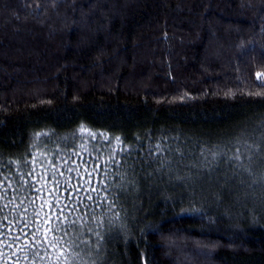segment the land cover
Masks as SVG:
<instances>
[{
  "label": "trees",
  "instance_id": "1",
  "mask_svg": "<svg viewBox=\"0 0 264 264\" xmlns=\"http://www.w3.org/2000/svg\"><path fill=\"white\" fill-rule=\"evenodd\" d=\"M183 263L264 264V0H0V264Z\"/></svg>",
  "mask_w": 264,
  "mask_h": 264
},
{
  "label": "snow or ice",
  "instance_id": "2",
  "mask_svg": "<svg viewBox=\"0 0 264 264\" xmlns=\"http://www.w3.org/2000/svg\"><path fill=\"white\" fill-rule=\"evenodd\" d=\"M80 131L83 133V132H86L88 130L85 128L84 125H81ZM117 139H119V138H117ZM236 158L238 159L239 157H236ZM69 171H72V169H69ZM61 175H63V173H61ZM77 191H79V189H77ZM109 223H112V221H109Z\"/></svg>",
  "mask_w": 264,
  "mask_h": 264
},
{
  "label": "rangeland",
  "instance_id": "3",
  "mask_svg": "<svg viewBox=\"0 0 264 264\" xmlns=\"http://www.w3.org/2000/svg\"><path fill=\"white\" fill-rule=\"evenodd\" d=\"M184 263H186V262L184 261ZM184 263H183V264H184Z\"/></svg>",
  "mask_w": 264,
  "mask_h": 264
}]
</instances>
